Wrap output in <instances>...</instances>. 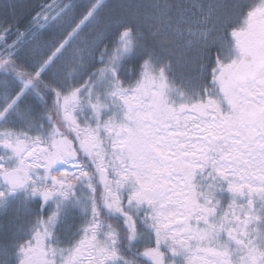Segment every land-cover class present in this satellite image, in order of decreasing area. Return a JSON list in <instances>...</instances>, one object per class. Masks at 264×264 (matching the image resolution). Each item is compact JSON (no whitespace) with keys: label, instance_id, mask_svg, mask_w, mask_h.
I'll return each mask as SVG.
<instances>
[{"label":"snow or ice","instance_id":"1","mask_svg":"<svg viewBox=\"0 0 264 264\" xmlns=\"http://www.w3.org/2000/svg\"><path fill=\"white\" fill-rule=\"evenodd\" d=\"M0 264H264V0L0 4Z\"/></svg>","mask_w":264,"mask_h":264},{"label":"rangeland","instance_id":"2","mask_svg":"<svg viewBox=\"0 0 264 264\" xmlns=\"http://www.w3.org/2000/svg\"><path fill=\"white\" fill-rule=\"evenodd\" d=\"M8 0H0V4L6 3ZM12 2H22V0H12Z\"/></svg>","mask_w":264,"mask_h":264}]
</instances>
